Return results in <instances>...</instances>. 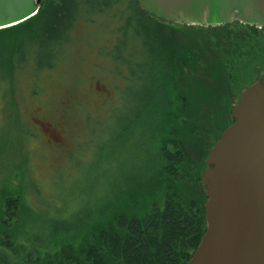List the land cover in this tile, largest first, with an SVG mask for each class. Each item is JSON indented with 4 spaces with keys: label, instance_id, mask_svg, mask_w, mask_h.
I'll use <instances>...</instances> for the list:
<instances>
[{
    "label": "trees",
    "instance_id": "obj_1",
    "mask_svg": "<svg viewBox=\"0 0 264 264\" xmlns=\"http://www.w3.org/2000/svg\"><path fill=\"white\" fill-rule=\"evenodd\" d=\"M90 26L111 62L96 72L121 78L124 108L110 111V124L86 123L98 139L122 138L124 151L118 172L97 156L86 187L56 180L49 190L31 176L28 152L15 159L39 135L16 110L22 91L36 98ZM258 60L264 70L262 28L172 23L136 0H40L33 16L1 28L0 108L16 115L24 139L0 141V264H186L204 230L206 154L232 123L231 107L254 83L244 71ZM129 147L132 160L121 159ZM10 166L20 180L7 191Z\"/></svg>",
    "mask_w": 264,
    "mask_h": 264
},
{
    "label": "water",
    "instance_id": "obj_2",
    "mask_svg": "<svg viewBox=\"0 0 264 264\" xmlns=\"http://www.w3.org/2000/svg\"><path fill=\"white\" fill-rule=\"evenodd\" d=\"M40 0H0V29L33 16ZM165 21L264 29V0H136ZM232 123L209 148L200 175L204 230L186 264H264V78L245 87Z\"/></svg>",
    "mask_w": 264,
    "mask_h": 264
},
{
    "label": "rangeland",
    "instance_id": "obj_3",
    "mask_svg": "<svg viewBox=\"0 0 264 264\" xmlns=\"http://www.w3.org/2000/svg\"><path fill=\"white\" fill-rule=\"evenodd\" d=\"M87 30L83 34H78L82 42L69 50L59 71L53 73L50 79L39 83L41 91L36 98L29 97L26 90L21 94L26 100L21 103L20 98H16L19 102L16 112L22 125L39 135L36 142L33 141L29 145L23 142L22 146H18L20 150L17 149L15 159L21 163V156L25 151L28 152L26 158L31 163V176L39 182L59 180V184L62 185L70 183L75 185V188L86 187L88 185L86 178L93 172L92 162L97 156H101L104 162V171L110 170L111 174L119 171V163H115L114 159L124 151L122 138L108 141L107 136L104 138L103 135L98 139L97 134L93 135L91 124L86 123V117H99L111 121V110L123 112L124 84L121 78L102 80L101 76L105 73L96 72L95 66L107 67L111 62L98 53L102 40L92 35V26ZM256 56L259 57L258 54ZM261 63L262 60H258L251 64L247 71H244V75L248 74L253 82L263 79L264 70L260 67ZM17 120L12 112H5L0 108V141H23ZM107 123L110 124L109 121ZM100 140L103 149L99 148L98 153ZM125 155H122L121 159L130 157L132 160V147H129ZM19 180L17 167L10 166L7 191L18 189ZM52 182L48 184L49 190L52 188ZM56 186L54 184L53 188ZM39 197L43 202L45 198L42 192ZM29 198L30 196L27 200Z\"/></svg>",
    "mask_w": 264,
    "mask_h": 264
}]
</instances>
